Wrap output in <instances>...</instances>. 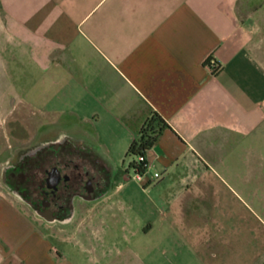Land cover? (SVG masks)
I'll list each match as a JSON object with an SVG mask.
<instances>
[{
  "label": "crops",
  "instance_id": "1",
  "mask_svg": "<svg viewBox=\"0 0 264 264\" xmlns=\"http://www.w3.org/2000/svg\"><path fill=\"white\" fill-rule=\"evenodd\" d=\"M153 114L167 127L141 181L163 217H197V206L218 203L222 175L263 167L251 143L264 138V0H0V115L30 135L17 148L0 143V264H150L154 247L138 240L154 235V222L126 217L124 232L120 217H105L126 183L77 203L55 231L1 171L28 145L61 135L81 139L113 173ZM161 234L163 264H264V247L235 262L207 232Z\"/></svg>",
  "mask_w": 264,
  "mask_h": 264
},
{
  "label": "rangeland",
  "instance_id": "2",
  "mask_svg": "<svg viewBox=\"0 0 264 264\" xmlns=\"http://www.w3.org/2000/svg\"><path fill=\"white\" fill-rule=\"evenodd\" d=\"M27 127L14 125L11 119L0 115V143L6 148H17L30 135ZM56 128V127H55ZM82 128V127H80ZM52 127H44L43 131L51 133ZM98 148H103L101 142H96ZM264 154V138L254 143ZM5 152L0 151V160L4 159ZM116 169L113 171L115 187L119 183H126V193L123 203L116 204L105 210V217H120L124 232L129 229L125 221L138 223L140 226L149 217L154 222V235L140 236L138 246L141 248L154 247L150 264H163L161 254L162 232L174 230H201L211 234L209 244L218 248H232L235 250V262H241L242 249H251L252 252L264 247V165L258 172L241 166H235L229 175H222L225 181H218V199L216 204L205 202L197 206V217H163L166 207L156 201L155 195L143 190L142 181L135 178L128 165L131 158L127 155L117 157ZM260 160V159H258ZM262 160V158H261ZM215 202V190L206 191ZM56 247L60 245L52 239ZM143 251V250H142ZM145 258V254L141 253ZM233 255H231L232 257Z\"/></svg>",
  "mask_w": 264,
  "mask_h": 264
},
{
  "label": "flooded vegetation",
  "instance_id": "3",
  "mask_svg": "<svg viewBox=\"0 0 264 264\" xmlns=\"http://www.w3.org/2000/svg\"><path fill=\"white\" fill-rule=\"evenodd\" d=\"M1 182L57 231L73 220L77 203L103 197L114 174L81 139L60 135L20 150L3 167Z\"/></svg>",
  "mask_w": 264,
  "mask_h": 264
},
{
  "label": "trees",
  "instance_id": "4",
  "mask_svg": "<svg viewBox=\"0 0 264 264\" xmlns=\"http://www.w3.org/2000/svg\"><path fill=\"white\" fill-rule=\"evenodd\" d=\"M207 65L211 67L209 63ZM166 127L163 119L157 114H153L150 121L140 130L138 138L130 144L126 155L132 159L128 167L135 176L145 174L146 153L152 148L163 128Z\"/></svg>",
  "mask_w": 264,
  "mask_h": 264
},
{
  "label": "built area",
  "instance_id": "5",
  "mask_svg": "<svg viewBox=\"0 0 264 264\" xmlns=\"http://www.w3.org/2000/svg\"><path fill=\"white\" fill-rule=\"evenodd\" d=\"M208 63L211 65L210 70H211L213 73H215V72H217V71L219 70L217 64H216L214 61H212V59H208ZM147 171H148V165L146 164V172H145V174L147 173ZM145 174H144V175H145ZM144 175H143V176H144ZM143 176H138V175H136L135 178L141 180ZM152 177H153V179H158V178L160 177V175H159L158 173H153V174H152Z\"/></svg>",
  "mask_w": 264,
  "mask_h": 264
},
{
  "label": "water",
  "instance_id": "6",
  "mask_svg": "<svg viewBox=\"0 0 264 264\" xmlns=\"http://www.w3.org/2000/svg\"><path fill=\"white\" fill-rule=\"evenodd\" d=\"M7 188V187H6ZM13 195H15L16 197H18L20 200H22L23 202L26 203V201H24L16 192L11 191L9 188H7Z\"/></svg>",
  "mask_w": 264,
  "mask_h": 264
}]
</instances>
